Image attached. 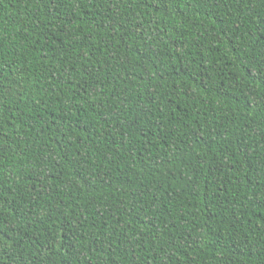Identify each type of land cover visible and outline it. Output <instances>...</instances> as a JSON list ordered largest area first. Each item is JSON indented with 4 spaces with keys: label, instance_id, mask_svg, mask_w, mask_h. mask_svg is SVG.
Listing matches in <instances>:
<instances>
[{
    "label": "trees",
    "instance_id": "obj_1",
    "mask_svg": "<svg viewBox=\"0 0 264 264\" xmlns=\"http://www.w3.org/2000/svg\"><path fill=\"white\" fill-rule=\"evenodd\" d=\"M0 264H264V0H0Z\"/></svg>",
    "mask_w": 264,
    "mask_h": 264
}]
</instances>
